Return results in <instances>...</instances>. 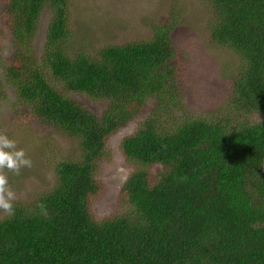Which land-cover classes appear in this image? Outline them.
Returning a JSON list of instances; mask_svg holds the SVG:
<instances>
[{"label": "trees", "instance_id": "trees-1", "mask_svg": "<svg viewBox=\"0 0 264 264\" xmlns=\"http://www.w3.org/2000/svg\"><path fill=\"white\" fill-rule=\"evenodd\" d=\"M205 1L210 43L238 57L235 114L219 118L175 113L181 16L148 39L73 56L70 0H6L12 54L0 55V104L8 85L35 119L77 140L81 156L55 162V186L0 219V264H264V0ZM72 95L107 109L97 117ZM151 100L121 143L133 165L121 190L128 210L98 220L92 199L108 140Z\"/></svg>", "mask_w": 264, "mask_h": 264}, {"label": "rangeland", "instance_id": "rangeland-1", "mask_svg": "<svg viewBox=\"0 0 264 264\" xmlns=\"http://www.w3.org/2000/svg\"><path fill=\"white\" fill-rule=\"evenodd\" d=\"M6 0H0V55L8 60L12 43L4 31L2 19ZM181 16L175 34L176 57L172 64L177 83L176 115L219 118L235 114L234 75L238 71L235 52L213 47L209 40L207 17L211 6L205 0H70L69 53L96 57L99 50L110 45L148 39L153 28L166 22L171 15ZM49 12L41 18L37 36V55L41 56L49 31ZM233 55V57H232ZM236 57V58H235ZM8 102L0 104V132L18 142L33 161L21 175L8 173L9 184L17 194L15 205L32 203L40 194L56 184L55 162L80 159L77 140L35 119L30 109L17 100L12 88L5 85ZM73 98L87 106L97 117L106 111L108 102L93 101L82 95ZM154 107V100L127 125L108 140L107 150L98 165L96 180L99 192L92 199V213L98 220L123 213L128 208L122 198V187L133 165L121 150L122 139L135 132ZM7 214L0 211V219Z\"/></svg>", "mask_w": 264, "mask_h": 264}, {"label": "clouds", "instance_id": "clouds-1", "mask_svg": "<svg viewBox=\"0 0 264 264\" xmlns=\"http://www.w3.org/2000/svg\"><path fill=\"white\" fill-rule=\"evenodd\" d=\"M32 166V159L23 148L18 147V142L0 132V211L8 216L15 214L17 200V194L9 184L8 173L19 176L22 169ZM37 207L41 215H48L46 204L41 202Z\"/></svg>", "mask_w": 264, "mask_h": 264}]
</instances>
